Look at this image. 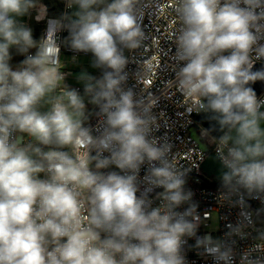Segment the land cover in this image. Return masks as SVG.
Instances as JSON below:
<instances>
[{"label":"clouds","instance_id":"1","mask_svg":"<svg viewBox=\"0 0 264 264\" xmlns=\"http://www.w3.org/2000/svg\"><path fill=\"white\" fill-rule=\"evenodd\" d=\"M66 8L49 31H67L63 44L101 71L76 76L83 94L65 82L47 38L20 19L44 17L40 0H0V264H188V237L214 264H264V227L246 202L264 203V97L250 86L264 81V68L253 71L264 60V0H172L177 87L195 101L190 113H210L223 132L214 139L226 169L218 198L241 209L223 239L197 236L191 169L174 163L152 106L128 84L126 53L146 40L144 0ZM13 48L25 57L15 70Z\"/></svg>","mask_w":264,"mask_h":264},{"label":"built area","instance_id":"2","mask_svg":"<svg viewBox=\"0 0 264 264\" xmlns=\"http://www.w3.org/2000/svg\"><path fill=\"white\" fill-rule=\"evenodd\" d=\"M57 1L61 3L62 14L72 12L73 9L66 8V0ZM144 3L146 10L142 18V28L146 40L140 49L126 53L130 56V63L127 66L128 84L134 88L140 98L152 106L159 123V128L154 134L166 138L172 144L171 157L174 163L178 168L191 169L186 175L185 187L192 191V201L197 205L196 212L200 221L197 236L211 235L214 238V234H216L218 239H223L225 233L229 231L228 225L237 222L241 209L219 200L221 181L214 177H208L201 168L210 153L216 155V141L214 140L216 138L198 125L196 118L202 112L190 113L189 105L195 101H190L177 87L175 72L178 70V65L174 56L175 36L179 28V20L172 10V0H144ZM35 12V19L43 25L40 40L47 38L51 45L48 49L49 52L59 57L57 67L66 74L65 82L67 83L72 78V72L62 64V53L68 51L71 56L75 57L90 53H76L64 45L63 40L68 36L67 31L58 32L54 37V33L49 31V21L59 17L49 16L47 13L44 17V13H40L38 16V12ZM56 42L59 47L56 46ZM30 52L35 53V50H30ZM24 59L23 56L22 61ZM255 66H264V60L257 61L253 67ZM70 87L78 89L83 94V86L72 85ZM258 97H264V91ZM90 106L93 110L94 106ZM261 111H264V108ZM89 123L94 126L97 123V118L90 117ZM193 128L198 130L203 140H206V147H202L200 140L192 135ZM145 172L146 166L141 169V178ZM161 191L163 189H156L151 197L154 198L156 193ZM246 202L249 209L258 214L257 227H264V203H261L259 199L247 197ZM158 204L159 201L154 200L153 206H158ZM187 206L183 205L179 210L183 211ZM212 214H216L219 219V228L216 232L209 228ZM186 239L185 257L188 264H214L210 256L201 255L202 250L194 247L195 237ZM252 243L251 239L237 240V253H242ZM236 264H239L238 257Z\"/></svg>","mask_w":264,"mask_h":264},{"label":"crops","instance_id":"3","mask_svg":"<svg viewBox=\"0 0 264 264\" xmlns=\"http://www.w3.org/2000/svg\"><path fill=\"white\" fill-rule=\"evenodd\" d=\"M40 3L43 4L46 7V13L49 16H55V17H60L62 15V10H61V3H59L57 0H40ZM49 5V6H48ZM73 11V10H72ZM41 13H43L41 11ZM35 14L36 12L33 10L30 15H27V22L23 21V23H25L28 27H30L32 29V33H33V37L34 39H36L37 41L40 40L41 35H42V23L37 21L35 19ZM31 50H35L36 49H31ZM12 59L10 60V65L13 67V69L15 70V68L21 63L22 59H23V55H20L16 52V49L13 48L10 50ZM70 54V53H69ZM71 55V54H70ZM80 56H91V54L89 55H80ZM72 57L71 56V62H69L70 64L73 65V67L71 65H67L68 69L72 72V78L69 79L68 81V85L72 86V85H80L81 83H79L76 80V76L85 68H82V65L78 64V61L76 59V62L73 63L72 62ZM79 56H77L76 58H78ZM63 65L66 67V65L63 63ZM79 66V67H77ZM89 74L94 75L99 77L101 75V71H99L98 73H93L89 71ZM82 86V85H80Z\"/></svg>","mask_w":264,"mask_h":264},{"label":"water","instance_id":"4","mask_svg":"<svg viewBox=\"0 0 264 264\" xmlns=\"http://www.w3.org/2000/svg\"><path fill=\"white\" fill-rule=\"evenodd\" d=\"M261 68H264V66H255L253 67V71ZM250 86L254 89L257 96L264 91V81H256L255 83L250 84ZM210 116V113L202 112L196 118L197 123L199 126L206 129L214 138L219 139V137L223 135V132L219 130V126L216 121L210 119ZM261 127L264 128V122L261 123ZM201 168L208 177H214L219 181H221L222 170H226L222 169L220 160L213 153H210L207 156L205 161L202 163Z\"/></svg>","mask_w":264,"mask_h":264},{"label":"rangeland","instance_id":"5","mask_svg":"<svg viewBox=\"0 0 264 264\" xmlns=\"http://www.w3.org/2000/svg\"><path fill=\"white\" fill-rule=\"evenodd\" d=\"M26 18H27V16H24V17H22L20 19L22 20V22L23 21L27 22ZM70 60H71V55L69 54L68 51L62 53V55H61L62 64L64 63L66 65V67H68L67 65H71L73 67V65L69 63V62H71ZM91 60H92V56H90V57L89 56H79L77 58L78 64L82 65V68H85L83 70H87L88 72L90 71V72H93V73H98L100 71L99 69H94V68L91 67ZM77 67H79V66H77ZM68 82L69 81H67V83ZM80 85H82V84H80ZM87 107H88L89 110H91V106L90 105H87ZM191 132H192V135L196 139L200 140V143H201L202 147H206L207 146L206 140H203L201 138V136H200V134H199L197 129L193 128ZM209 228L213 232H216L218 230V228H219V219H218V216L216 214H212V218L210 219V227ZM214 238H217L216 234H214Z\"/></svg>","mask_w":264,"mask_h":264},{"label":"trees","instance_id":"6","mask_svg":"<svg viewBox=\"0 0 264 264\" xmlns=\"http://www.w3.org/2000/svg\"><path fill=\"white\" fill-rule=\"evenodd\" d=\"M49 6V5H48Z\"/></svg>","mask_w":264,"mask_h":264}]
</instances>
